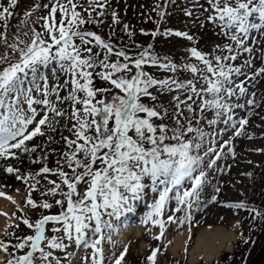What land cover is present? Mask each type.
<instances>
[{
    "label": "snow or ice",
    "instance_id": "obj_1",
    "mask_svg": "<svg viewBox=\"0 0 264 264\" xmlns=\"http://www.w3.org/2000/svg\"><path fill=\"white\" fill-rule=\"evenodd\" d=\"M18 3L19 0L0 3V45L7 49L0 53V161L23 162L21 157L26 155L30 164L42 166L27 173L7 163L0 164V168L26 184V207L50 210L55 205L60 211L42 215L35 222L20 218L33 234L15 237V243L0 240V252L6 256L0 264H60L54 251H65L71 243L93 250L91 264H104L103 249L98 247L103 237L89 240V230L95 235L105 227L112 228L104 215L119 217L130 211V202L145 193L149 182L151 191L158 192V199L150 205L144 222L151 220L158 225L160 236L154 239H161L165 222L154 218L162 216L170 193H174L177 203L174 213L191 210L207 178L204 157H215L208 160V168L221 158L224 148L235 159L231 141H225L219 151L210 146L201 155L206 133L200 124L207 112H215L217 118L226 115L225 123L232 120L228 101L237 90L242 95L246 91L243 84L235 83L234 77L243 72L234 62L244 54L251 56L253 45L264 39V0H205L206 6L196 0L207 13L200 27L211 25L221 43L207 53L188 48V58L182 64L155 54L152 45L132 55L126 46L113 44L111 35L121 20L112 8V0H48L42 6L35 4L24 15L31 18L43 7L46 15L34 21H42V30L33 27L23 32L27 40L17 33L10 43L7 28ZM157 14L163 19V12ZM185 15L191 17L193 12L185 11ZM107 16L111 17L112 29L108 39L87 28L100 27ZM21 23L26 25L28 21ZM123 31L130 39L134 35L127 24ZM141 33L149 35L143 29ZM159 34L150 33L153 38ZM162 34L195 43L187 32L168 30ZM244 63L251 67V60ZM50 66L54 84L42 71ZM146 67L172 75L159 79ZM184 72L189 78L176 77ZM259 76H264V67L253 73V78ZM97 81L106 86H97ZM165 94L169 95L168 107L157 103L158 97ZM252 97L247 100L249 106L256 103L255 93ZM145 98L150 103H145ZM207 123L212 126L216 120L209 119ZM247 124L244 118L238 127L233 124L234 136H241ZM60 128L69 135L59 132L64 148L59 152L57 166L50 168L46 149L30 142L49 132L57 133ZM48 142H53L52 136H48ZM38 148L44 155L33 158ZM41 179L49 185L41 195L54 198V204L32 199ZM186 182L190 187L181 191ZM0 196L11 200L3 192ZM212 202H216V196ZM223 207L245 209L254 214L253 219H264V213L243 202ZM186 220L190 222L191 216H186ZM168 222L177 220L172 215ZM179 223L183 225L185 221ZM47 231L59 235L48 236ZM159 251H151L149 264H156ZM127 252L125 247L114 264H123Z\"/></svg>",
    "mask_w": 264,
    "mask_h": 264
},
{
    "label": "rangeland",
    "instance_id": "obj_2",
    "mask_svg": "<svg viewBox=\"0 0 264 264\" xmlns=\"http://www.w3.org/2000/svg\"><path fill=\"white\" fill-rule=\"evenodd\" d=\"M47 2L48 0H19L18 6L14 9L15 15L9 20L7 28L10 43L13 42L14 35L17 33L21 35V39L27 40L28 37H24L22 35L23 32L29 31L33 27L37 31L42 30L40 26L42 21L40 23H34V21L37 17L46 15V10L43 7L37 9L31 18L26 17L24 13L29 11L35 4L42 6ZM154 2L158 3L160 7L156 8L155 13L152 14ZM0 3H6V0H0ZM199 3L205 4V0H199ZM167 4L168 0H112V8L118 12L121 20L119 26L123 27L124 24L128 25V23H131L136 28H145L146 26L147 29L148 27L150 29V27L155 25L153 31H158L159 23L167 20L168 29L166 31H183L193 36L195 43L180 37L163 36L158 41L157 47L155 46L156 50L152 49L155 54L162 57L167 56L177 64H182L186 61L188 58L187 49L190 47H196L200 51L207 53L211 52L216 44L221 43V38L214 34L211 25L206 24L205 27H200V21L204 20L207 13H203V10L196 4V0L181 3L171 17L164 14L163 19H161L157 13H165L164 10ZM185 11H192L193 16H186ZM149 16H151V19H149ZM197 17H199V20ZM104 19L105 24L103 25L106 26L107 30L111 24V17L107 16ZM25 20L28 21L26 25L21 23V21ZM149 45H152L151 40L149 41ZM253 48L254 52L251 56L244 54L234 62L236 66L242 68L243 72L241 82L238 80L236 84H243L246 91L242 95L237 90L236 96H234L231 102L232 111L230 114L232 115V120L225 123L227 116H220L217 125L212 128L205 146L206 149L211 146L219 151L225 141H231V147L235 152V159L232 158L228 149L224 148L221 158L216 161V164L212 168H208L206 167L208 160L215 157H204V171L207 173V178L206 182L201 186L198 193L199 198L193 203L191 210L185 209L174 213L173 210L177 207V203L174 193H170L169 202L165 206L162 216L154 218L162 219L165 222L164 234L159 240L154 239V237L160 236V227L154 225L151 220L147 223L144 222L147 214L151 211L150 205L158 199V192L151 191V185L146 188L145 193L139 199L130 202L131 210L125 211L126 213L131 212L135 215L131 217L138 218L130 229L133 232L140 231V234H136L137 239H128L126 236H123V232H118L115 236L114 232L107 227L103 228L101 233L95 235L89 230L87 239L92 240L101 236L103 237L98 247L103 249L104 264H114L115 258L124 251L125 247H127L128 252L123 264H149L147 257L156 248L160 249L156 256V264H213L219 258L222 264H241L246 257L254 255L257 246L264 240V236L260 235V231H264V219L259 217L253 219L254 214L245 209L223 207L227 203L243 202L248 207H254L264 213V76L253 78V73L260 67H264V39H261L259 44H254ZM5 51L7 49L3 45H0V53ZM246 59L251 60V67L245 65ZM51 67L49 69H42V71L48 75L49 83L54 84L56 81L52 77ZM146 70L159 79L172 75L154 67H149ZM57 74L59 75V73ZM176 77L178 79H186L189 78V74L186 72L177 73ZM60 82H63L62 76ZM252 93H255L254 99L256 103L254 106H249L247 100L253 98ZM64 94L63 92L61 93V95ZM33 95H36V93L34 92ZM168 99V94L161 95L158 97L157 103L167 106ZM144 102L150 103L148 100ZM252 113L259 114L260 120H253ZM242 118L247 119L249 125L245 126L241 136L236 137L234 136L236 129L232 125L235 124L238 127V122ZM251 122H256L257 126L250 127ZM59 132H63V135H69L67 131L60 128L57 133L49 132L46 136L35 138L30 142V145H41L46 149L48 157L55 156L57 160L59 152L64 148ZM48 136L53 137L52 143L48 142ZM249 136L252 138L249 139ZM55 141L60 142L56 143ZM52 149H56V152H53ZM43 155L44 152L38 148L37 152L33 154V158ZM21 161L23 162L16 160L0 161V164H11L14 167L20 168L21 173L35 172L42 166L41 164H30L26 155L21 157ZM249 161L251 163H248ZM248 173L251 175H247ZM186 187H190L188 182L181 188V191ZM217 188H220L219 193L216 192ZM0 192L5 193L7 197H11V200L7 199L8 203L0 208V221L2 220L0 222V240L6 241L9 237L6 233H11L13 225H17L19 220L21 221L20 218L25 217L24 214L28 213L24 206L25 195L28 193V189L25 183L16 180L15 176L6 174L0 168ZM213 196H216V202H212ZM47 201L54 204V198ZM49 211L50 213H47ZM59 211V207L54 205L50 210L43 212L34 211L32 215L38 214L40 216L41 213L43 215L46 213L54 215ZM3 212L7 215H3ZM172 215L176 218V223L168 222V216ZM188 215L191 216L190 222L186 220V216ZM103 219L110 221L112 227L117 228L119 226V222L114 224L116 221L114 216L109 217L104 215ZM181 220L185 221L183 225L179 223ZM207 226L226 230L234 234L236 240L229 251H222L212 261L206 262V260L200 258L192 263L189 260L188 250L192 247L197 233L200 230H204ZM48 228L50 229L51 225ZM181 229H188L191 239L188 237L182 249L176 254H172L170 247H168V241L175 232ZM46 234L48 236L59 235L51 231H47ZM117 239L121 240V243H115ZM244 240H248L249 243H244ZM235 248L236 251L232 255L231 252ZM185 249H187L186 252ZM54 255L59 258L60 264H91L93 250L83 245L78 247L75 243H71L65 251L55 250ZM5 258V254L0 252V260H4ZM37 264H39V261ZM53 264H55V261H53Z\"/></svg>",
    "mask_w": 264,
    "mask_h": 264
},
{
    "label": "trees",
    "instance_id": "obj_3",
    "mask_svg": "<svg viewBox=\"0 0 264 264\" xmlns=\"http://www.w3.org/2000/svg\"><path fill=\"white\" fill-rule=\"evenodd\" d=\"M185 1H189V0H168V4L164 10L165 11L164 14L167 15L168 17L169 16L171 17L174 14V11L176 10V8L181 3L185 2ZM157 4L158 3L154 2V5H153L154 7L152 8V14L155 13V11H153V9L156 8ZM128 25H129L130 30L134 33V35L131 37V39L125 34V32L123 31V27L117 25V26H115V34L111 35V42L118 47H125L126 46V50L129 52V54H132V55L138 53L143 48L147 47L149 45L150 40H151V44H152V49L156 50L155 46L157 47L158 41L164 36L162 33H164L168 29L167 20L159 23L158 32L161 34H159L155 38H153L150 35V33L154 30L155 25L150 27V29H149V27L147 29L146 26H145V28L144 27L136 28V26L131 25V23H128ZM87 28L91 31H95L97 34L101 35L105 39L109 38V35L111 34V31H112V29L110 27L106 30V26H104V25H101L98 28L95 27L94 25H87ZM141 29H143L145 32L149 33V35H143L141 33ZM137 45H139L140 47H137ZM148 68L149 67H146V69H148ZM242 76L243 75L234 77V80H236L235 83H237L238 80H239V82H241L240 80L242 79ZM238 84H240V83H238ZM97 86H106V85H103L101 82L97 81ZM233 98H234V96L229 101V104H231ZM165 107H168V105ZM209 119H215L216 123L212 126H209L207 123V121ZM219 119H220V117L217 118L215 115V112H207L205 114V119L201 121L200 127H202L203 131L206 133L205 138H204L203 148L201 149V155H203V152L206 150L205 146H206V143L209 139L210 132H211L212 128L215 125H217ZM165 122L170 123V121H167V120ZM46 163H47V166L50 168H55L57 166L55 156H49ZM50 178L55 179V177H50ZM149 185H151L150 182H149L148 186ZM47 187H49V185H47V182L44 181L43 179H41V183L39 185H37V188L39 190L33 191L31 194L32 199H34L37 203L44 201V200H51L52 198L41 195V192L44 191ZM25 196L27 198L28 193ZM26 198H25V202H26ZM38 199H41V200H38ZM25 209L28 211V213H25L24 216L27 217L30 222H35L37 219H39L43 215L41 213L40 216L38 214H35L33 216L32 212H34V211H38V212L45 211V209H42V208L33 209L31 207H26V206H25ZM47 213H50V211ZM47 213L44 215H50ZM17 225H19V227H16V225H13V227H12L13 229L11 228L12 229L11 233L13 235H11V236L9 235V237L6 239V242L11 241L12 243H15L16 242L15 237H24L26 235H30L33 233L32 230L29 229L26 225H24L20 220H19V223ZM20 233H22V234H20ZM260 235L264 236V231L261 230ZM235 251H236V248H235V250H233V252H231V254L233 255L235 253ZM219 260H220V258H219ZM219 260L215 261L213 264H222L221 261H219ZM229 263H230V261H229ZM241 264H264V240H262L259 243V245L256 248L254 255L252 257H246L242 261Z\"/></svg>",
    "mask_w": 264,
    "mask_h": 264
},
{
    "label": "bare ground",
    "instance_id": "obj_4",
    "mask_svg": "<svg viewBox=\"0 0 264 264\" xmlns=\"http://www.w3.org/2000/svg\"><path fill=\"white\" fill-rule=\"evenodd\" d=\"M252 118H254L253 120L255 121L260 120L259 114L252 113ZM252 122L250 123V127L257 126L256 122L254 123ZM6 203H8V200L5 197L0 196V208L5 206ZM137 219L138 218L136 217L129 218L127 221H125V223L121 224L118 227L119 230H117L115 233L123 232L124 233L123 236L124 237L126 236L128 239H132V238L137 239L138 237L136 234L137 233L140 234V231L137 232L130 231L131 226L137 221ZM189 236H190V231L188 229H181L175 232L170 237L168 241V247H170V251L172 252V254H176L179 250L182 249L183 245L186 243ZM235 240L236 239L234 234L229 233L226 230L220 228H212L211 226H207L205 227L204 230H200L195 236L192 247L188 250L189 260L190 262L194 263L196 262V260L201 258L202 260H206V262L207 261L210 262L213 259L217 258L218 254L220 255L222 251H229ZM118 243H121V240H119Z\"/></svg>",
    "mask_w": 264,
    "mask_h": 264
}]
</instances>
